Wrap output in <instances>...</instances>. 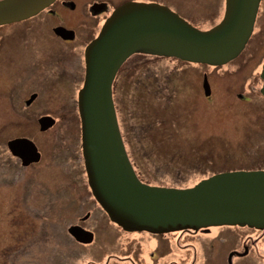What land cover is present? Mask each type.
<instances>
[{
	"label": "rangeland",
	"instance_id": "374dc122",
	"mask_svg": "<svg viewBox=\"0 0 264 264\" xmlns=\"http://www.w3.org/2000/svg\"><path fill=\"white\" fill-rule=\"evenodd\" d=\"M154 1L201 29L217 23L224 8V0ZM8 32L0 31L7 47L0 60V77L5 78H0V264H92L99 260L97 244L80 246L66 232L86 211L92 216L87 227L98 221L93 228L97 242L106 243L108 232L114 231L105 215L99 217L83 165L75 98L80 82H72L83 69L71 65L67 56L65 63L61 53L43 60L39 52L45 49L34 47L30 37L12 47ZM75 46L80 53L79 40ZM11 48L18 60L9 66L3 61ZM263 61L264 0L248 46L224 65L182 64L140 53L129 57L117 73L113 99L136 172L142 169L152 184L186 187L227 165L264 169ZM19 67L27 71L18 75ZM201 70L208 77L209 96L202 93ZM160 79L163 84H156ZM143 84L150 96L141 91ZM30 92L39 93L40 101L26 107L23 99ZM170 104L177 108L175 115L160 110ZM45 113L54 116L55 124L40 132L37 119ZM14 136L32 139L45 158L29 168L17 165L5 143ZM132 145L139 158H134Z\"/></svg>",
	"mask_w": 264,
	"mask_h": 264
},
{
	"label": "water",
	"instance_id": "95a60500",
	"mask_svg": "<svg viewBox=\"0 0 264 264\" xmlns=\"http://www.w3.org/2000/svg\"><path fill=\"white\" fill-rule=\"evenodd\" d=\"M53 1L0 0V25L31 17ZM260 1L224 0L222 18L208 29L195 27L163 4L125 2L86 45L77 104L87 183L110 220L122 229L152 233L224 225L264 229V170L217 172L187 187L146 184L129 162L111 97L119 66L134 53L210 66L233 60L251 36ZM260 78L264 97V62ZM203 88L208 95L205 75ZM38 123L45 130L54 118L41 116ZM7 146L22 164L40 158L29 138H13ZM67 230L77 241L91 240L78 225Z\"/></svg>",
	"mask_w": 264,
	"mask_h": 264
},
{
	"label": "flooded vegetation",
	"instance_id": "af4514ba",
	"mask_svg": "<svg viewBox=\"0 0 264 264\" xmlns=\"http://www.w3.org/2000/svg\"><path fill=\"white\" fill-rule=\"evenodd\" d=\"M129 1L157 2L154 0H55L51 5L34 16L8 26H0V31H6V27H9L7 36L12 39V47L15 46L17 41H23L25 38L30 37L34 47L40 46L45 49L39 52L43 60L50 59L53 54L57 56L61 53L62 60H65V63H67V56L72 60L71 65H75L77 69H83L82 75L79 73L72 78V82L74 80L75 82H80L75 97L77 107L78 90L84 77V48L93 38L89 36L97 27L98 32L101 24L116 7ZM15 28H22L19 31L21 34L14 31ZM81 30L86 31L85 36ZM85 38L86 40L83 41ZM78 40L79 45H82L80 53L78 47L75 46ZM250 40L251 37L244 49L248 46ZM67 46L69 48L73 47L68 49L66 48ZM6 48L3 38L0 37V60ZM16 54L11 48L6 54L3 63L9 66L15 64V61L18 60ZM35 57H38V54ZM74 59H76L75 64L73 63ZM182 64L186 63L183 62ZM26 71L25 68L19 67L17 74L19 75ZM201 73L200 85H202L203 90V77L205 75L207 81L208 77L206 72L201 70ZM0 78L2 81L5 79L4 76ZM117 79L115 76L112 83V92L115 91L114 87ZM208 85L210 95L211 87L209 81ZM202 93L205 95L204 90ZM38 94L37 92H30L26 95L23 99L24 105L29 106L35 102L39 98ZM42 115L49 114L45 113ZM38 150L41 157H43L44 151L40 147H38ZM7 151L14 161L23 168H29L40 161L22 165L18 156L12 155L9 149ZM95 208L100 211V213L98 212L99 217L100 215L107 217L100 206ZM89 218L91 219L92 216L90 217V212L86 211L76 222L70 224L79 225L90 231L91 234H85V238H91L90 241H77L72 235L67 234L73 242L80 246L91 245L92 243L94 245L97 244L96 252L99 255V260H94L92 264H264V229L247 226H211L197 230L187 229L167 233H151L147 231H125L109 221L114 226V231L108 232V241L103 244L95 240L93 231L98 221L92 220L94 224L91 227L85 225L90 220ZM225 228H229L230 232H227ZM231 240L233 242L228 244L227 241ZM219 244H223V246L218 248ZM107 248L109 249L108 254H106ZM180 250H182V254L179 253Z\"/></svg>",
	"mask_w": 264,
	"mask_h": 264
},
{
	"label": "trees",
	"instance_id": "16d2710c",
	"mask_svg": "<svg viewBox=\"0 0 264 264\" xmlns=\"http://www.w3.org/2000/svg\"><path fill=\"white\" fill-rule=\"evenodd\" d=\"M158 58H161V57H158ZM157 79H159V77L157 76L156 77ZM166 78H168V77H166ZM157 83L156 84H163V83H161L162 82V79H160V80H158V81H156ZM172 82L173 83H176V80L174 79V80H172ZM180 84H181V82H180ZM149 86V85H148ZM140 89H141V91H145V93L148 95V96H150V94H148V93H150V89H147V85L146 84H143V85H141L140 86ZM152 93V92H151ZM159 104L160 105H162L161 103H160V101H159ZM168 104V103H167ZM164 106V105H163ZM169 106V107H168ZM165 107L166 108H164V107H160V110L161 111H167V110H170V112H172L174 115H175V110L177 109H175V106L173 105V104H170V105H165ZM179 108V107H178ZM141 115H144V114H142L141 113ZM161 122V121H160ZM158 123V125H160L161 123ZM126 138H127V136H125ZM134 149L136 150V148L135 147H133V145H132V150H133V155H134V157H135V159L138 157H140L141 155L139 154V153H137L136 151H134ZM143 150V149H142ZM144 151V150H143ZM136 155H137V157H136ZM226 158H227V160H228V156H225ZM139 163V162H138ZM226 163V162H225ZM207 166V165H206ZM210 166V165H209ZM236 168H239V167H237V166H234V167H230L229 165H227V166H223V168H221V169H219V170H214V171H211L210 173H209V175L210 174H213V173H215V172H218V171H224V170H230V169H236ZM201 169V168H200ZM141 170L142 169H140V171H139V175L146 181V182H152V180L151 179H149V176H146V175H142L141 174Z\"/></svg>",
	"mask_w": 264,
	"mask_h": 264
},
{
	"label": "bare ground",
	"instance_id": "6f19581e",
	"mask_svg": "<svg viewBox=\"0 0 264 264\" xmlns=\"http://www.w3.org/2000/svg\"><path fill=\"white\" fill-rule=\"evenodd\" d=\"M54 1H55V0H54ZM80 10H81V9H80ZM81 12H82V10H81ZM19 21H21V20H18V21H15V22H10V23L3 24V26H5V25L8 26L9 24L16 23V22H19ZM8 29H9V27H8V28L6 27V31H7ZM39 98H40V95H39ZM39 101H40V100L37 99V100L34 102L33 105L38 104ZM25 106L27 107L28 105L25 104ZM16 138H17V137H16ZM9 140H11V139H9ZM9 140H8V141H9ZM8 141H7V142H8ZM5 142H6V141H5ZM10 156H11V155H10ZM18 157H19V156H18ZM19 158H20V157H19ZM44 158H45V154H44ZM44 158L42 159V161L44 160ZM17 165H18V164H17ZM19 166H20V165H19ZM20 167H21V166H20ZM22 168H23V167H22ZM193 185H194V184H193ZM170 187H171V186H170ZM235 226H237V225H235ZM239 227H240V226H239ZM247 227H248V226H247ZM253 228H255V227H253Z\"/></svg>",
	"mask_w": 264,
	"mask_h": 264
}]
</instances>
